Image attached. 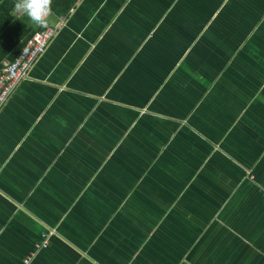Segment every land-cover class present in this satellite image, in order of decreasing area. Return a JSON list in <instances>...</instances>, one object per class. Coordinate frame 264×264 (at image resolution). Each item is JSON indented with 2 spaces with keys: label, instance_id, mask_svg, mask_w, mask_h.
I'll return each mask as SVG.
<instances>
[{
  "label": "crops",
  "instance_id": "crops-1",
  "mask_svg": "<svg viewBox=\"0 0 264 264\" xmlns=\"http://www.w3.org/2000/svg\"><path fill=\"white\" fill-rule=\"evenodd\" d=\"M263 191L264 0H81L0 109V264H264Z\"/></svg>",
  "mask_w": 264,
  "mask_h": 264
},
{
  "label": "built area",
  "instance_id": "built-area-1",
  "mask_svg": "<svg viewBox=\"0 0 264 264\" xmlns=\"http://www.w3.org/2000/svg\"><path fill=\"white\" fill-rule=\"evenodd\" d=\"M13 1L15 3V0ZM80 1L81 0H75L69 12L64 16L57 17L54 25L49 23V18L53 16V12L50 9L51 11L46 26L39 27V29L26 40L14 59L4 61L0 64V109L6 103L13 90L21 82L28 79L31 68L45 53L49 43L55 35L66 25L68 15ZM12 14L14 17H21L23 15L15 8H13ZM262 195H264V191ZM51 234L52 232L49 231L41 232V239L34 245L35 251L47 248ZM30 259V256L24 258L23 264H28Z\"/></svg>",
  "mask_w": 264,
  "mask_h": 264
},
{
  "label": "clouds",
  "instance_id": "clouds-1",
  "mask_svg": "<svg viewBox=\"0 0 264 264\" xmlns=\"http://www.w3.org/2000/svg\"><path fill=\"white\" fill-rule=\"evenodd\" d=\"M52 0H15L14 8L34 25L45 27L50 15Z\"/></svg>",
  "mask_w": 264,
  "mask_h": 264
},
{
  "label": "trees",
  "instance_id": "trees-1",
  "mask_svg": "<svg viewBox=\"0 0 264 264\" xmlns=\"http://www.w3.org/2000/svg\"><path fill=\"white\" fill-rule=\"evenodd\" d=\"M75 0H52L50 4V9L52 10L53 13H55L58 16H64L66 15L69 10L73 7ZM2 4L4 6H7L8 12L12 11L14 8V1L13 0H3ZM17 20L16 22H25L24 27H25V34L22 36L23 40L21 43L18 45V51L22 48V46L25 44L26 40L36 31L39 29V27H33L32 22L27 19V17L23 16Z\"/></svg>",
  "mask_w": 264,
  "mask_h": 264
}]
</instances>
